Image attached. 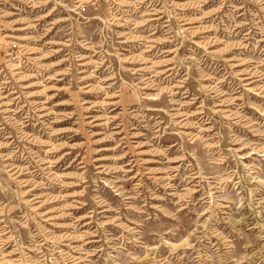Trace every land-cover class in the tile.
I'll return each mask as SVG.
<instances>
[{
  "label": "rangeland",
  "instance_id": "obj_1",
  "mask_svg": "<svg viewBox=\"0 0 264 264\" xmlns=\"http://www.w3.org/2000/svg\"><path fill=\"white\" fill-rule=\"evenodd\" d=\"M0 264H264V0H0Z\"/></svg>",
  "mask_w": 264,
  "mask_h": 264
}]
</instances>
